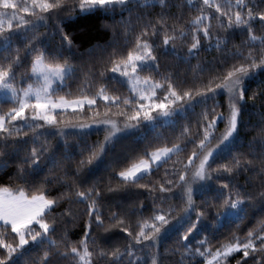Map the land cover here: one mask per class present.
I'll list each match as a JSON object with an SVG mask.
<instances>
[{"label":"snow or ice","instance_id":"obj_1","mask_svg":"<svg viewBox=\"0 0 264 264\" xmlns=\"http://www.w3.org/2000/svg\"><path fill=\"white\" fill-rule=\"evenodd\" d=\"M157 3L161 11L153 22L143 10ZM262 5L264 0H186L190 18H185V5L170 4L168 0H73L71 5L68 0H0V46L9 53L0 58V144L3 148L13 147L17 155L24 153L18 155L8 183H0V264H55L57 259L69 264H121L125 256L130 258L129 264H163L160 245L172 236L176 244L171 252L179 253L177 264H232V260L235 264H264V216L245 231L231 233L218 247L207 234L195 244L190 242L211 214L214 223L243 222L257 197L264 202V115L255 126L259 139L253 137L247 151L233 154L247 101L264 96V88L249 96L245 83L257 72L264 73V32L257 35L256 30L257 23L264 27ZM172 7L179 8V14H171L168 10ZM117 9L129 13V19L118 22L123 27L124 41L119 50L113 48L105 67L98 72L96 90H82L76 96L65 93L66 81L77 68L62 51L51 50L50 44L44 43L49 22H57L61 46L70 49L74 41L59 27L64 15L77 10L115 14ZM136 9L142 11L134 23L131 14ZM236 32L245 39L233 45L231 61L220 60L207 78L197 77L186 87L174 82L169 74L160 80L152 75L159 74L160 55L179 56L178 41L187 48L188 57L198 56L205 42L208 49H225ZM18 40L22 47L15 44L12 54ZM22 48L26 53L23 58ZM27 57L30 63L20 73ZM144 72L148 74L142 75ZM91 73L89 69L86 75ZM107 73L112 75L106 77ZM105 77L125 87L128 94L111 90ZM92 86L88 83L89 88ZM221 95L227 97L226 111L218 110L222 106L217 97ZM98 100L106 102L103 112ZM197 106L201 111L194 130L185 124L175 142L169 145L166 140L160 141L146 149L116 173L119 179L114 185L110 181L107 186L108 192L130 186L145 189L152 200L151 215H144L141 201L132 214L136 216L135 226L128 212L110 211L106 217L105 189L88 184L83 173L103 163L109 146L121 134L142 124L154 129L161 119L175 123L178 115L186 118L188 110L194 111ZM68 108L74 109L73 118L88 123L72 124L65 118ZM93 125L105 133L104 140L82 149L75 170H67L64 161L70 157L61 155L49 138L68 135V127L85 129ZM174 156L177 159L173 160ZM170 161L171 172L165 170L155 182L141 183ZM9 163V154L0 148V169ZM46 165L47 173L41 178ZM241 174H249L244 185L238 182ZM55 185L61 190L54 194ZM62 201L68 207L56 213ZM73 205H83L84 211L74 213ZM57 217L70 218L65 223L87 217L81 238L70 240L65 229L57 239ZM114 229L125 234L126 243L99 246L97 232L111 233ZM37 248L41 253L30 259Z\"/></svg>","mask_w":264,"mask_h":264},{"label":"trees","instance_id":"obj_2","mask_svg":"<svg viewBox=\"0 0 264 264\" xmlns=\"http://www.w3.org/2000/svg\"><path fill=\"white\" fill-rule=\"evenodd\" d=\"M254 2L259 3V0H254ZM69 5L73 3V0H68ZM170 4H184L183 9L185 18L189 17V9L186 6V0H168ZM264 6V5H262ZM142 10L136 9L131 14V19L135 23L136 17ZM161 8L157 3L154 8L143 10V13L155 22V17L160 13ZM168 11L171 14H179L180 9L177 7H172ZM129 19V13L127 11H121L117 9L115 14L112 13H80L79 10L71 15H64L59 27L63 28V31L68 33L74 41L73 46L69 49L67 46H61L60 36L58 34L57 22L55 20L49 22L48 25V39L44 41L45 44H50V49L55 51H62L63 55L69 59L76 68L77 72L75 75L66 81V86L64 92L71 93V96L79 95L82 90L92 93L96 90L97 85L94 80L100 79L98 72L103 69L108 61L113 48L119 50L124 41L123 27L118 23L121 19ZM143 23V21H141ZM138 30V29H137ZM257 35L264 32V27L257 23L256 25ZM44 32V29H41ZM55 33V34H54ZM245 39L243 35L239 32L233 33L225 47L221 51H217L214 47L211 49L207 48V42H205L204 47L201 49L198 56L188 57L186 55L187 48L180 46L179 41L177 42V51L179 56L168 54L160 55V69L159 74L152 73V75L160 80L163 75L169 74L174 82L182 84L183 86H191L197 77L207 78L210 75L211 70L214 66H219L220 60L232 59L233 45H240ZM15 44H20L22 47V41H16L13 45L12 54H14ZM159 52V50H158ZM9 55L5 52L3 47L0 46V58ZM21 57H26L25 51L21 50ZM30 63V57H27L22 66L19 69L20 73H23ZM199 65V67H197ZM200 68L204 69V72H200ZM92 69V73L86 75ZM147 72L142 73V75H147ZM112 75L107 73V76ZM105 77V82L110 84V89L113 91H118L123 95H127V89L122 87L115 82L107 81ZM20 82V75L17 76V83ZM88 83H92V87H88ZM246 87L248 89V95L251 96L253 92L260 93L261 89L264 88V73L257 72L255 76L246 80ZM63 94V93H62ZM71 98V97H70ZM222 106L221 109H227V97L221 95L217 97ZM106 102L103 100H98L97 105L101 112L104 111V104ZM211 103V101L209 102ZM87 108V107H85ZM82 111V110H77ZM116 109L113 108V112ZM201 111L200 106H197L195 110L189 109L187 112V117L179 116L176 118V122L165 123L163 119L157 124L153 129L142 124L139 128L129 130V133L122 134L121 138L115 142L113 145L109 146V150L104 157L103 163L99 167H93L91 171H85L83 173L84 177H87V183H96L101 188H104L105 197V208L104 214L107 217L110 211L115 212H128L130 219L134 221L136 219L135 215L136 208L142 201L145 205L144 215L148 216L152 213V200L149 197L145 189L137 188L135 186H130L128 188H120L114 192H108L107 186L109 182L114 185L119 177L116 173L121 170L126 165L130 164L137 156L141 155L146 149L150 147H155L160 141H167L169 145L176 141V137L181 134V131L185 124H189L193 130L195 129V120L197 114ZM73 112H67L65 116L72 124L75 123H88L86 119L73 118ZM90 114V113H89ZM262 115H264V96L257 95L255 101L249 100L246 104V109L243 115V123L239 129V140L238 147L233 152L236 151H247L248 143L253 140V137L257 136V130L255 126L260 124ZM114 119H122L120 117H113ZM122 127V124H121ZM79 128L68 127L65 129L67 133L66 136H56L55 138H49L50 142L54 148L60 149V154H67L70 159L65 160L66 169L69 171H74L76 167V161L82 158V149L90 148L98 142L104 140L105 133L103 131H86L83 132L78 130ZM219 129H223V124L219 125ZM43 131V130H41ZM83 133H87L84 135ZM31 136V133H29ZM43 142V138L36 142V146ZM32 146L31 142L27 145L28 148ZM6 153L9 154L10 163L7 168L0 169V183H8V177L12 175L15 171V161L19 156H23V151H20L17 155L16 149L13 147L3 148ZM188 150H191V145L188 146ZM87 155L85 151L83 153ZM177 157H173V160ZM221 163L224 161H220ZM167 170L171 172L173 170L172 162L165 167L159 169L155 172L153 176L146 177L141 183L155 182L156 180L163 177L164 171ZM47 173V165L45 166L44 173L41 174V178ZM249 174H241L239 177V183L241 185L245 184V179ZM215 186V182H212ZM258 184L259 182L256 181ZM60 186L55 185L52 188L53 193L60 191ZM200 200V197H197ZM171 203H178V201H173ZM68 207L66 201H62L60 207L55 209L56 213H60L64 208ZM167 207V204L164 205ZM73 211L79 214L84 211L83 205H73ZM248 216L243 222L236 221L234 223H229L227 221L222 224L214 223L215 217L214 213L208 218H205L202 222L201 231L197 232L191 243L195 244V240L201 239L205 234L209 236L214 247H218L226 239H228L233 232H243L248 227L255 224V221L261 216H264V202L261 201L259 197L252 202L248 209ZM58 218L56 238L59 239L63 234L65 229L67 230L68 238L72 241H77L82 235V225L87 217H83L77 220L75 223H65V221L70 220V218L65 217L64 220ZM239 225V227H237ZM135 226V225H134ZM97 243L101 247H111L115 244L123 246L126 241L124 240L123 233H120L118 229H114L111 233H105L102 230L97 232ZM176 244V237L172 236L162 241L160 245V252L162 254L161 259L163 264H177L179 260V253L172 254L171 250ZM168 250L166 252L165 250ZM41 253L39 248L35 249L30 256V259L34 260ZM136 255L143 256L144 253L137 252ZM197 259H200L199 257ZM130 258L125 256L121 264H129ZM55 264H69L67 261L57 259ZM102 264V262H101ZM195 264V262H193ZM232 264H235V260H232Z\"/></svg>","mask_w":264,"mask_h":264},{"label":"rangeland","instance_id":"obj_3","mask_svg":"<svg viewBox=\"0 0 264 264\" xmlns=\"http://www.w3.org/2000/svg\"><path fill=\"white\" fill-rule=\"evenodd\" d=\"M85 107H87V105H85ZM74 111V109H72V108H68L67 109V112H73ZM77 111V110H76ZM78 130H81V131H83V132H86V131H95V130H98L97 129V126L96 125H93L92 127H90V128H85V129H78ZM122 135V134H121Z\"/></svg>","mask_w":264,"mask_h":264}]
</instances>
